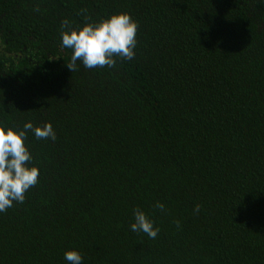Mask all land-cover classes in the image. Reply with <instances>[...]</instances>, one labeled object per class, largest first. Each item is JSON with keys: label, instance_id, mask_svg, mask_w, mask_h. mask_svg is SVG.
Here are the masks:
<instances>
[{"label": "trees", "instance_id": "16d2710c", "mask_svg": "<svg viewBox=\"0 0 264 264\" xmlns=\"http://www.w3.org/2000/svg\"><path fill=\"white\" fill-rule=\"evenodd\" d=\"M115 13L134 57L70 71L61 21ZM29 121L56 138L26 135L38 182L0 213V264H264L261 0H0V125Z\"/></svg>", "mask_w": 264, "mask_h": 264}, {"label": "clouds", "instance_id": "9594fccd", "mask_svg": "<svg viewBox=\"0 0 264 264\" xmlns=\"http://www.w3.org/2000/svg\"><path fill=\"white\" fill-rule=\"evenodd\" d=\"M264 3V0H261ZM68 20L61 21L60 43L63 48L71 49L66 67L72 71L76 62L85 69L113 67L115 58L130 60L134 57L137 24L127 13H115L95 23H87L78 29L68 26ZM31 132L36 139L54 140L55 132L50 123L33 127L25 122L22 129L0 125V213L11 208L13 203H23L25 193L38 182L39 170L29 167L32 156L25 143L26 135ZM156 207L163 205L157 203ZM194 211H199L195 206ZM132 232H142L149 239H155L159 229L146 213L133 209ZM63 259L66 264H83V257L74 249L65 250Z\"/></svg>", "mask_w": 264, "mask_h": 264}]
</instances>
